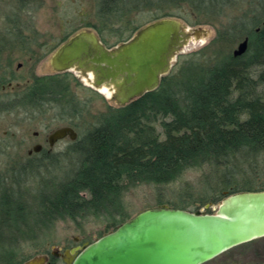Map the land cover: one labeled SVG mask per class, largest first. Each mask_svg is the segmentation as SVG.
Wrapping results in <instances>:
<instances>
[{
  "label": "trees",
  "instance_id": "1",
  "mask_svg": "<svg viewBox=\"0 0 264 264\" xmlns=\"http://www.w3.org/2000/svg\"><path fill=\"white\" fill-rule=\"evenodd\" d=\"M73 7L64 39L94 29L109 47L163 18L192 26L221 20L223 27V20L237 16L218 29L212 44L219 49L212 59L180 62L157 89L97 114L95 124L68 147L64 177L44 182L36 212L11 189L0 187V264H24L30 258L19 253L22 238H35L56 220L81 224L95 218L112 231L131 218L130 189L168 186L190 169L210 168L217 178L212 186L221 196L264 189V182L255 186L238 174L264 152V0H93L89 10L77 3ZM241 36L249 38V47L236 56L225 44ZM57 76V83L38 79L28 102L47 99L78 116L79 107L89 102L70 98L71 73ZM205 200L212 201L205 197L201 202ZM192 206L180 195L174 207ZM55 263L52 256L49 264Z\"/></svg>",
  "mask_w": 264,
  "mask_h": 264
},
{
  "label": "rangeland",
  "instance_id": "2",
  "mask_svg": "<svg viewBox=\"0 0 264 264\" xmlns=\"http://www.w3.org/2000/svg\"><path fill=\"white\" fill-rule=\"evenodd\" d=\"M92 2L93 0H0V33L5 32L8 38L3 40L8 41L5 45L0 40V187L11 189L21 203L26 204L33 212L38 210L36 195L45 187L44 182L59 181L69 168L64 160L73 140L66 137L51 146L49 135L60 127H75L71 122L78 123L80 128L75 127L76 130L79 134H84L95 124L97 114L106 111L109 105L118 106L119 103L113 96L91 87L76 71H69L72 74L70 78L73 94L70 98L77 97L80 101L89 102L87 107H79L81 113L78 116L72 114L74 109L59 107L57 102L50 103L47 99L45 102L36 100V104L34 100L29 99L28 102L22 98V108L7 101L9 97H13L11 95H16L18 82L28 89L37 77L54 71L53 55L68 40L64 39L63 34L69 26L66 19L71 20L73 17V3L83 5L89 10ZM235 15L237 16L236 13L233 14L229 21H234ZM180 20L192 28L205 29L208 32L202 31L198 35H192L188 46L179 55L172 69H176L178 63H184L191 58L199 59L203 63L212 59L215 51L219 49L218 43L212 44L213 40L218 29H223L228 24V19L223 20V27H220L221 20H218L217 25L197 26ZM84 30L87 29L80 31ZM18 32H22V40L18 37ZM97 34L99 35L98 32ZM243 38L241 36L226 43V49L233 53ZM21 63L22 67L19 65ZM10 75L14 78H10ZM30 88L27 95L31 91ZM90 89L100 96H96ZM37 132L39 134L36 135ZM38 143L43 145L44 154L35 153L34 146ZM244 167L239 175L249 177V182L252 181L255 186L264 182V152ZM216 182L217 178L207 167L190 169L181 179L168 186L141 184L128 191V210L132 218L148 208L162 205L174 207L178 197L184 195L187 201H191L192 210L214 213L227 196H221L217 192L219 189L212 186ZM205 197L212 201L201 202ZM106 226L104 221L95 218L81 224L71 219L56 220L51 228L37 231L35 238H22L19 253L21 252L22 257L30 259L45 256L46 264L50 263L53 253H59L63 255L64 260L54 256L55 264H67V250L76 246L84 247L95 241L107 233ZM8 233V230L3 232ZM255 246L263 247L264 237L235 247L204 264H256L259 259L253 254Z\"/></svg>",
  "mask_w": 264,
  "mask_h": 264
},
{
  "label": "water",
  "instance_id": "3",
  "mask_svg": "<svg viewBox=\"0 0 264 264\" xmlns=\"http://www.w3.org/2000/svg\"><path fill=\"white\" fill-rule=\"evenodd\" d=\"M205 29L192 28L177 18L147 24L130 39L107 46L93 29L69 37L54 53L57 72L76 71L91 87L110 91L120 105L157 89L169 74L192 35ZM249 38L234 54H244ZM70 137L73 126L49 135L53 146ZM43 145L38 143L34 151ZM32 152V151H31ZM209 206V204H207ZM264 237V190H245L227 195L216 212L162 205L148 208L121 223L84 247L67 250V264H204L240 244ZM38 256L24 264H46Z\"/></svg>",
  "mask_w": 264,
  "mask_h": 264
},
{
  "label": "flooded vegetation",
  "instance_id": "4",
  "mask_svg": "<svg viewBox=\"0 0 264 264\" xmlns=\"http://www.w3.org/2000/svg\"><path fill=\"white\" fill-rule=\"evenodd\" d=\"M20 32V31H19ZM18 32V37H20V39L22 40V32L21 33H19ZM0 40L1 41H3V40H8V38H7V36H6V34H5V32H1L0 33ZM6 42H8V41H3V45H5V43ZM49 55V54H48ZM47 57V56H46ZM20 65V67H22V63L21 64H19ZM52 68H53V72L52 73H50V74H47V75H45V76H39V77H37L33 82H32V84H30V86L28 87V89L30 88V93L32 92V90L34 89V87H36L38 84H37V80L38 79H46L47 81H50L51 80V82L52 83H57L58 82V74L60 73V72H57L56 71V69H55V66H54V64H53V62H52ZM10 78H14V76L13 75H10ZM11 86H13L12 84V82H10L9 83ZM1 86V85H0ZM17 87H18V91H17ZM17 87L15 86L14 88H16L15 90L17 91V93H16V95H11V96H13V97H9V100L7 101V103L8 102H11V104H16L17 105V107L18 108H22V98H24V99H27V88L24 86V87H22V83L21 82H18V84H17ZM23 92V93H22ZM2 102H5V101H2ZM25 102V101H24ZM37 134H39L38 132L36 133V135ZM42 151V150H41ZM41 151H39V152H41ZM35 153H36V151H35ZM38 153V152H37ZM264 190V189H263ZM252 241H254V240H252ZM252 241H250V242H252ZM246 243H249V242H246ZM243 244H245V243H243ZM243 244H240V245H243ZM240 245H238V246H240ZM238 246H235V247H238ZM235 247H233V248H235ZM233 248H231V249H233ZM231 249H229V250H231ZM228 250V251H229ZM227 252V251H226ZM225 253V252H224ZM224 253H222V254H224ZM221 254V255H222ZM253 254H254V256L255 257H257L259 260L257 261V263L256 264H264V246L263 247H259V246H255V247H253ZM53 256H56V257H62V259L64 260V257H63V255H60L59 253H53ZM220 256V255H219ZM218 257V256H217ZM256 258V259H257Z\"/></svg>",
  "mask_w": 264,
  "mask_h": 264
},
{
  "label": "bare ground",
  "instance_id": "5",
  "mask_svg": "<svg viewBox=\"0 0 264 264\" xmlns=\"http://www.w3.org/2000/svg\"><path fill=\"white\" fill-rule=\"evenodd\" d=\"M242 41H244V40H242ZM242 41H241V42H242ZM241 42H240V43H241ZM240 43H239V44H240ZM238 46H239V45H238ZM248 47H249V46H248ZM236 49H237V48H236ZM236 49H235V50H236ZM87 81H88V80H87ZM88 82H89V81H88ZM104 93H106V94H108L109 96H111V92H110V91H107V92L104 91ZM76 131H77V130H76ZM77 132H78V131H77ZM78 134H79V133H78Z\"/></svg>",
  "mask_w": 264,
  "mask_h": 264
}]
</instances>
